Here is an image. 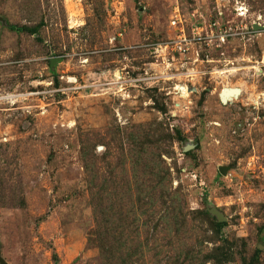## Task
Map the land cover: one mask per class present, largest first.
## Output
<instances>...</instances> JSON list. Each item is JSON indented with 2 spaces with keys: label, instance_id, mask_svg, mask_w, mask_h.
Listing matches in <instances>:
<instances>
[{
  "label": "rangeland",
  "instance_id": "1",
  "mask_svg": "<svg viewBox=\"0 0 264 264\" xmlns=\"http://www.w3.org/2000/svg\"><path fill=\"white\" fill-rule=\"evenodd\" d=\"M263 55L264 0H0V264H264Z\"/></svg>",
  "mask_w": 264,
  "mask_h": 264
},
{
  "label": "built area",
  "instance_id": "2",
  "mask_svg": "<svg viewBox=\"0 0 264 264\" xmlns=\"http://www.w3.org/2000/svg\"><path fill=\"white\" fill-rule=\"evenodd\" d=\"M237 15L239 17H242V16L245 17L246 13L239 11ZM198 21H200L198 23L199 26L195 24V27L193 29V32L196 33L195 36L188 38L186 35L183 34V32L182 33L180 32L182 30H179V25L183 24V20H182L181 14L176 12L175 17L171 20V25L177 28V30L179 31V34L175 39L172 38L166 43L165 45L166 48L171 46V50L173 47L172 51H175L178 54H183L189 51V46L192 43H196L198 45L201 44V46L204 45L208 48L223 50L224 47L230 44V39H232L238 33H242V32H237V31H240L239 29L244 30V31L249 30L247 26H245L244 28H239V27L233 28L231 26L229 27L228 25L223 26L219 21L213 20V19L205 18L203 21L202 20H198ZM159 49L160 48H158L157 53L159 52L161 54L162 50H159ZM221 53L224 54L222 51ZM263 59H264V55H263ZM262 63H264V60ZM231 70L230 69H225L223 71L219 70V71H216L215 73L219 72L221 74H225V78L228 79L227 76L232 74L233 72V70L232 71ZM192 74H195V72L192 70H187L186 72H181L180 74H177V76L179 75L185 76V75H192ZM161 78H164L167 80L173 77L172 75H169L167 71L162 73L161 75H154L150 77L146 76L143 78L140 76L136 78H131L130 75H128V73L124 75L121 71L113 72L112 74L110 72H107L103 75L101 84L96 85L95 83H93V85L90 84V86L85 85L84 88L91 87V88H95L94 90H101V92H107L113 89L117 91H126L127 90L126 87L128 84H130L131 86L138 87V84H140L141 81H143V83L153 81L152 84H154L158 82L159 79ZM69 81L76 82V78H72V79L69 78ZM92 81H96V80L93 79ZM100 86H103L102 89H98V87ZM184 87L186 88V92H187L188 90L187 86L184 85ZM226 87L228 86H225L222 90L225 91ZM79 88H82V87L77 86L75 89H79ZM176 89H178L177 91L179 92V87H177ZM181 95L183 94L181 93Z\"/></svg>",
  "mask_w": 264,
  "mask_h": 264
},
{
  "label": "water",
  "instance_id": "3",
  "mask_svg": "<svg viewBox=\"0 0 264 264\" xmlns=\"http://www.w3.org/2000/svg\"><path fill=\"white\" fill-rule=\"evenodd\" d=\"M256 28V26H254ZM231 92H239L238 94H240V90L238 88H234V89H226L224 92L221 93L220 98L223 101H225V99L227 98V96L231 93ZM228 101V100H227ZM226 101V102H227ZM225 102V103H226Z\"/></svg>",
  "mask_w": 264,
  "mask_h": 264
},
{
  "label": "bare ground",
  "instance_id": "4",
  "mask_svg": "<svg viewBox=\"0 0 264 264\" xmlns=\"http://www.w3.org/2000/svg\"><path fill=\"white\" fill-rule=\"evenodd\" d=\"M224 92V91H223ZM235 94L239 93V92H234ZM231 94L233 95V92H231ZM9 97V96H8ZM19 97H23L22 95H20ZM263 97H264V94H263ZM228 99H225V101L223 102H226Z\"/></svg>",
  "mask_w": 264,
  "mask_h": 264
}]
</instances>
